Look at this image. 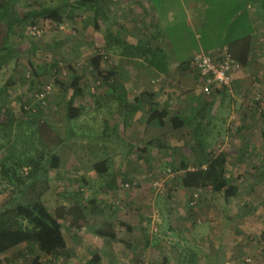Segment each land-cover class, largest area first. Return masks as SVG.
I'll return each mask as SVG.
<instances>
[{"label": "crops", "instance_id": "0c3cea01", "mask_svg": "<svg viewBox=\"0 0 264 264\" xmlns=\"http://www.w3.org/2000/svg\"><path fill=\"white\" fill-rule=\"evenodd\" d=\"M107 1L109 0L104 2ZM133 1L127 0L128 3H140L136 0ZM221 1L222 6L217 5L219 3L217 0H187L188 21L193 27H197L199 24L203 27L206 25L204 13L208 11H217L218 15L213 14L216 24L210 31V36L198 46L199 50H192L188 59L183 63L175 55L167 54L164 47L165 41L159 28L160 24L150 16L151 13L149 14L147 8L142 12V20L134 19L132 16L126 20V24L120 22L125 24V30L127 29V33L130 34L127 35L128 37L139 36L138 38L134 37L133 42L125 38L130 45L136 46L140 42H144L152 47L162 49L166 54L164 60H160L158 64L152 66L143 60L127 59L121 56L126 64L131 61H140L148 71V75H145L148 80L147 90L143 93L142 100H140L141 96H136L135 92H111L112 102L118 101L117 105L113 107L116 113H109L112 123L111 130L117 133L118 141L125 139L127 144L137 148L142 154L152 149L148 154L150 155L152 152L155 159L151 163L149 160L143 161L132 155L127 164L128 170H121L119 167L117 171H112V177H110L108 166L104 174H99V180H103V182L101 181V186L100 184L97 186L95 194L101 198V203L97 206V200H93V209L89 211L92 213L94 221L91 222L88 219L89 224L87 223L83 227L80 235L73 234L74 230L69 228L64 230L66 248L69 252L68 256L64 257L68 260L66 262L72 260L74 263L76 260L75 264H88L94 256H98L95 264H124V261L128 263L141 261L145 264H182L181 257L185 252V247L189 248L186 246L187 243L194 244L201 253L200 257L192 255V258L197 261L213 259L221 252L225 253L227 258L232 257L231 253L236 247L230 246L231 240L224 235L226 232L229 234V231L225 229L229 225L227 224L229 219L225 217L218 220L214 214L216 211L212 204L213 200L206 201L203 196L195 208H190L191 193L182 185L184 172L181 165L184 161L190 165L196 160L198 146H192V143L198 138V135H195L193 129L187 125L182 129H175L170 118L179 115L193 121L192 116L195 115L197 119L191 123L197 125L196 129L205 126L208 130V136L205 139L213 137V142L216 140L219 142L218 150H213L215 142L213 144L205 143L202 146L208 149L204 152L225 153L227 157L226 178L228 180L237 179V185L233 183L238 187L237 196L227 201L224 195L218 192L224 198L220 212L221 214L231 213L232 206L235 204L234 199L243 198L241 206L235 205L237 207L235 211L237 213L234 215L236 217L235 225L239 226L231 235L237 237L240 233H248L247 237L239 238L237 247L240 250L243 249L246 256L250 254L247 251L253 249L252 254L255 261L252 264H264V241L260 240V235L264 230V198L262 199L264 188L258 187V182L264 180V118L258 114V107L252 106L256 98L264 99V0ZM132 10L141 13L140 7H133ZM199 10L203 13L199 14ZM105 12L109 16L106 9ZM110 17V23L114 27L112 31L118 33L117 26L124 27L117 21V18L115 20L112 15ZM99 20L104 21L102 18ZM199 38L202 39V36H198L197 39ZM243 38H247L248 43L241 46L235 45L233 49L237 59H245V64L239 62L241 68L232 74L235 97L231 98L221 90L214 92L211 96L204 95L198 73L192 68L183 70L181 66L189 64L192 57L200 51L219 56L224 50H230L232 44ZM157 66L167 68L168 71H160L156 69ZM116 82L120 83V80ZM123 96H126V103L121 100ZM106 97L107 93L100 94V105ZM75 105L83 106L76 103ZM83 107L85 108L83 115H85L87 107ZM163 109L167 110L169 117L164 126L160 127L156 122L150 121L149 117L152 111ZM103 116L102 113V119H104ZM213 125L215 128L220 126V129L224 130V135L211 134ZM190 148L192 151L188 152L189 160H187V157L184 156L186 149ZM170 153L171 156L168 155ZM102 160L106 159L102 158ZM162 163H166V169L171 167L174 172H177L176 180L166 179L169 181V189L168 194L163 196L164 198L153 196V192H150L145 185L148 179H151L150 171L153 170H150V167L161 168ZM165 168H162L161 172L165 171ZM158 171L154 170L159 173ZM137 177L141 180L142 185L139 184L138 187H134L130 191L120 188L122 182L133 183L132 181ZM250 178L256 181H252L251 186L246 185L250 188L247 191L249 194L245 195L246 188L242 191L239 180L244 181ZM252 186L261 192L252 193ZM204 191L215 194L211 187H207ZM251 193L256 197H248L252 195ZM116 196L122 197L118 201L115 199ZM114 202H121V204L120 206L115 205ZM210 208L212 209L210 210ZM163 212L167 213L166 219L164 215L162 216ZM199 215L203 216L202 223L197 222ZM157 216L159 217V221L156 223L158 227L155 225ZM226 219L228 220L226 221ZM104 221L114 224L118 232L117 241H107L94 233L95 229ZM64 224L66 225V223ZM88 225L93 227L91 236L87 234ZM216 226L217 230L214 229ZM253 228L255 230H252ZM154 231L158 233L156 237L152 234ZM197 231L203 232L204 235L198 238ZM258 246L262 248L260 252L257 250ZM27 249V245H21L0 255V264H29V259L32 256ZM232 258H239V256L235 255ZM43 264L48 263L43 262ZM196 264H202V262ZM238 264L244 263L241 261Z\"/></svg>", "mask_w": 264, "mask_h": 264}, {"label": "rangeland", "instance_id": "374dc122", "mask_svg": "<svg viewBox=\"0 0 264 264\" xmlns=\"http://www.w3.org/2000/svg\"><path fill=\"white\" fill-rule=\"evenodd\" d=\"M45 1L46 0H19V6L20 8H24L25 6L35 8ZM136 1L140 3L137 4L135 0L133 1L135 3H128L127 0H114L113 2L109 0L105 3V9L109 13V17L112 15L115 20L117 18L119 23L123 22L126 24V20L132 16H134V19L139 18V20H142V12L147 8L149 14L151 13L150 16L160 24L159 28L165 41L164 47L167 54L169 56L170 54L175 55L181 63L188 59L192 50H199L198 46L204 42V39L210 36L209 33L214 29L216 24L213 14L217 16V11H208L204 13L206 21L204 22L206 25L203 27L199 24L197 27H193L191 22L188 21L189 14L186 10V5L188 4L187 0ZM221 2V0H217V5L222 6L223 3ZM133 7H140L141 13L139 11H133ZM133 12L134 14H132ZM200 13H203V11L201 12V10H199V14ZM120 24L124 28L117 26V35L123 36L126 39L128 38L130 42L134 41V37H139L135 35L133 37L132 35L128 37L127 35L130 34L127 33V29L125 30V24ZM108 29H114L110 21L99 20V24L96 26L94 13L91 9L85 12H78L76 19L66 20L59 27L49 21H39L35 25L28 22L18 29L16 36L11 37L13 45L20 50V53L16 55L15 62H12L9 68L5 69L0 74V107L5 106L6 108L12 109L17 119L16 122L21 124L20 128L16 127L13 133L12 143L14 147L12 146L9 150L6 149L4 152L0 153V162L6 155L12 154L19 156L23 162H27L29 158H35L37 156L36 148H38V150L45 149L50 152L53 151V153L60 157L59 168L55 170L49 169L45 177L31 183L29 188L25 191V200L27 202H32L36 199H41L46 203L49 211L55 214L57 207L62 204H67L69 198L71 200L72 198H76L77 200L80 199V201H83L81 204L85 207L88 219H90L91 222L94 221L92 213H89L94 205L91 203V200H97L96 205H100L101 198L95 194V191L101 181L103 182V180H99V173L96 172L93 167L95 163L101 161L102 158L108 160V166L110 168L109 176L112 177V171H117L119 167L121 170H128L127 164L130 162L132 155H135L137 159L141 158L143 161L149 160L151 163L155 159V155L152 154V152V155L148 154L152 149L142 154L137 148L127 144L125 139H123V141H118L117 133L111 130L112 123L109 113H116L113 107L118 103V101L112 102L111 92H135L136 96H141L140 100H142L143 93L147 90L148 80H146L145 75H148V71L142 66L143 63L140 61H131L126 64L118 49L113 51L106 49L105 35ZM198 36H202V39H197ZM34 47H37L36 51L31 50V48ZM99 50L100 53L104 55V70L116 73V76H113L109 83L100 80L95 74H91L88 71V60L90 56L94 55ZM31 63L35 66L38 75L33 73ZM81 73L85 74L80 83L83 92L75 103L77 105L82 104L86 106L87 113L74 121L68 122L65 115V107L73 91H66V86H69L73 74ZM117 80H120V83H118L119 81L116 83ZM122 82L124 86L120 85ZM60 83H63L65 86H61ZM46 91L49 93H46L47 95L45 98L40 99L36 96ZM223 92L231 98L235 97V95L233 97L226 91ZM104 93H107V97L104 99L102 105H100L99 96ZM121 100L126 103V96H123ZM232 100L234 101V99ZM22 107L24 108L23 111ZM29 110L35 114L36 122L29 118L27 114ZM102 113L104 114V119L101 117ZM258 114L264 118V111ZM0 118L1 120H5L6 116L2 115ZM192 119L195 120L197 117L194 115ZM194 120L192 122H194ZM191 125L188 127L193 129L192 131L195 135H198V138L193 141L192 146L197 145L199 147V145H204L207 142L211 144L215 142L216 145L213 150H218L217 146L219 142L217 140L213 142V137L212 139H205L207 138L206 136H208V130L205 126L196 131L197 125L193 123ZM69 129L74 132L73 135L70 134L71 132ZM210 133L215 136H218V134L224 135V130H221L220 126L215 128L213 125ZM203 148H205V150L208 149L206 147ZM190 151H192V148L189 150L186 149L184 157H187V160H189L188 152ZM168 155L171 156V153ZM161 165V168L158 166L150 167V170H153L150 171L151 179H148L145 185L150 192H153V196L164 198L163 196L168 194L169 189V181L166 179L168 178V180L171 181L176 180L177 172H174V169L171 167L166 169V163H162ZM162 168H165V171L161 172ZM154 170H159V173L154 172ZM23 172L25 174L29 172V167L25 166ZM156 175L158 178L163 179H158ZM84 180L87 181V183H85ZM140 181L141 180L137 177L132 181L133 183L122 182L120 188L125 191L133 190V188L138 187L139 184L142 185ZM162 181L163 193H158L154 184ZM252 181L256 180L251 178L249 180L245 179L244 181L239 180V184L243 189L242 191L246 188L245 195H247L248 188H250L246 185L251 186L250 184ZM230 182L231 184H236L237 179H232ZM258 184L260 189L264 188V180H260ZM251 188L253 189L251 190L252 193L261 192L260 190H256L254 186ZM10 189L7 182L3 181L0 186V191H2V195H0V208L2 209L9 203L8 195ZM81 196L83 199H81ZM202 196L206 201L208 199L213 200L212 204L215 206L216 211L214 214H216L218 220L225 217L229 219L227 223L229 225L225 228L226 231H229V234L226 232L224 235L231 240L230 246L236 247L231 253L232 257L237 255L239 258H227V256L225 257V253L221 252L213 259H199L197 261V259L194 260L192 258V255L200 257L201 253H199L198 248H195L194 244L187 243L186 246L189 248L184 246L185 252L181 257L182 264H196L198 262H202V264H226L228 262L230 264H238V262L241 261L244 264H252L255 261V257L252 254L253 249L251 251L246 250L250 253L246 256V252L237 247L239 238L247 237L248 233L246 234L243 232L238 234L241 237L237 234H235L237 237L231 235L233 231H236L235 228L239 226L235 225L236 217L234 215L237 213L235 212L237 210V204L241 206L243 198L240 200L234 199L235 204L232 206L233 211L231 213L221 214L220 206L224 199L222 195L218 192L212 194L210 192L201 191L197 203ZM257 196H259V194H257ZM121 197L122 196H116L115 199L119 201ZM248 197L255 198L256 195L252 194ZM263 198L264 196L262 199ZM197 203L195 206L192 207L189 205V207L195 208ZM120 204L121 202L115 203V205L119 206ZM212 208H210V210ZM187 212H189V209H187ZM163 215L166 219L167 213L163 212L162 216ZM173 216H175L174 213ZM202 217L203 216L199 215L197 222L199 221V223H202ZM158 218L157 216L155 221L156 226V223L159 221ZM228 219H226V221ZM95 220L97 219L95 218ZM91 222L90 224H92ZM87 228V234L91 236L93 227L88 225ZM214 229L217 230L218 227L216 226ZM252 230L255 229L253 228ZM81 231L82 230L72 231V233L80 235ZM154 232H152V234L156 237L158 233ZM197 232L198 238L204 235L201 231L200 233L199 231ZM261 249L262 248L258 246L257 250L259 252ZM42 259L44 263L48 264L77 263L76 260H74V263L72 260L66 262L68 260L64 257L55 259L54 257L50 258L44 256ZM130 263L133 262L128 263L124 261V264ZM134 263H139V261Z\"/></svg>", "mask_w": 264, "mask_h": 264}, {"label": "trees", "instance_id": "16d2710c", "mask_svg": "<svg viewBox=\"0 0 264 264\" xmlns=\"http://www.w3.org/2000/svg\"><path fill=\"white\" fill-rule=\"evenodd\" d=\"M105 0H46L38 7L32 8L25 6L20 8L19 0H0V74L15 62L16 55L20 50L13 45L11 37L17 35L21 26L30 22L32 25L39 21H49L56 26H61L66 20H74L78 12L93 10L94 19L97 21L102 18L110 21V17L105 12ZM248 43L247 38L240 39L230 47L231 56L238 62L245 64V59H237L233 53L235 45L241 46ZM105 47L107 50L118 49L120 55L127 59L143 60L149 66L158 64L165 59V52L157 47L140 42L138 45H130L123 36L117 35L112 30L105 35ZM37 47L31 48L36 51ZM104 55L97 51L88 60V71L95 74L100 80L109 83L110 79L116 75L115 72H108L103 68ZM54 67V66H53ZM183 70L191 68L190 64L181 66ZM34 74H37L35 66L31 63ZM160 71H168L167 68L157 66ZM38 75V74H37ZM1 76V75H0ZM85 74H73L66 91L72 90L67 105L66 118L68 122L81 117L85 108L75 105L76 98L83 92L80 83ZM117 83V82H116ZM61 86H65L60 83ZM118 85V84H116ZM121 85V84H120ZM216 92H220L217 90ZM25 107V106H24ZM24 108L22 107V111ZM29 118L36 122V117L30 110L27 112ZM6 116L5 120L0 118V153L13 146L12 139L16 127L20 128V123L16 122L15 113L12 109L5 106L0 107V117ZM169 114L167 110H154L150 113V121L156 122L160 127L164 126ZM171 124L175 129H182L186 125L190 126L192 120L183 118L179 115L170 118ZM69 124V123H68ZM70 130V129H69ZM199 129L197 128L196 131ZM70 134H74L70 130ZM12 144V145H11ZM33 145V143H32ZM14 147V146H13ZM37 156L31 157L27 162L15 154L6 155L0 162V186L6 181L9 188V203L2 209L0 208V255L17 248L27 245L28 253L32 256L29 264H43L42 257H54L55 259L67 257L69 252L66 248L64 230L66 228L80 231L87 225L88 216L85 207L76 198H69L67 204L57 207L55 214L49 211L46 203L41 199L32 202L25 200V191L31 183L36 182L49 169H58L60 157L55 153L45 149H35ZM197 157L192 164L182 162L183 187L190 191L189 204L196 191H203L211 187L213 191L222 193L225 199L238 195V187L232 185L226 178L227 157L223 152H207L202 145L197 147ZM193 167H192V166ZM29 167V172H23L24 167ZM96 172L104 174L108 168V161L102 160L93 165ZM205 167V168H203ZM193 168V169H191ZM80 194V193H79ZM2 195V191H0ZM80 196V195H79ZM81 199L83 197L81 196ZM91 203H94L91 200ZM192 208V207H190ZM66 223V225L64 224ZM94 233L107 240L117 241L118 232L110 221H104L95 229ZM260 240L264 241V230L260 235ZM98 256H94L88 264H95Z\"/></svg>", "mask_w": 264, "mask_h": 264}, {"label": "built area", "instance_id": "2783aa9c", "mask_svg": "<svg viewBox=\"0 0 264 264\" xmlns=\"http://www.w3.org/2000/svg\"><path fill=\"white\" fill-rule=\"evenodd\" d=\"M189 64L190 67L200 76L202 92L204 95L211 96L217 90H221L228 92L234 97L235 90L232 74L241 68V64L231 56L228 49L224 50V52L219 56H213L209 52L200 51L192 57ZM46 93L48 94L49 92H41L36 96L43 99L46 97ZM255 105L258 107V113H262L264 111V100L262 98H256L252 106ZM154 187L158 193H163V182H156ZM200 192L201 191L198 190L194 193L190 206H195L199 199ZM130 264L145 263L139 262Z\"/></svg>", "mask_w": 264, "mask_h": 264}]
</instances>
